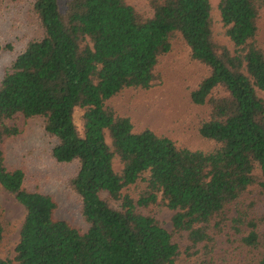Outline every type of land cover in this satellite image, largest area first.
Wrapping results in <instances>:
<instances>
[{
	"label": "trees",
	"instance_id": "trees-1",
	"mask_svg": "<svg viewBox=\"0 0 264 264\" xmlns=\"http://www.w3.org/2000/svg\"><path fill=\"white\" fill-rule=\"evenodd\" d=\"M0 1H27L41 30L0 80V186L25 210L16 262L264 264V0H218L233 51L214 39L209 0H146L150 15L128 0ZM177 37L206 70L190 101L208 110L198 135L209 150L135 132L110 106L127 90L150 88ZM18 117L40 121L53 160L75 166L69 185L85 231L57 218L56 200L7 165L4 144L20 133L10 125ZM162 208L175 212L170 231L156 219ZM224 233L237 244L229 262L215 254ZM3 234L0 218V244Z\"/></svg>",
	"mask_w": 264,
	"mask_h": 264
},
{
	"label": "rangeland",
	"instance_id": "rangeland-1",
	"mask_svg": "<svg viewBox=\"0 0 264 264\" xmlns=\"http://www.w3.org/2000/svg\"><path fill=\"white\" fill-rule=\"evenodd\" d=\"M140 13L150 15L146 0H128ZM213 23L214 39L233 51V45L224 35L218 0H209ZM41 36L38 22L30 12L27 1H0V80L4 69L19 54L27 42ZM260 45L264 47V15L260 24ZM10 46V49H7ZM206 70L190 58L189 49L179 37L172 42L171 52L160 58L156 70V80L146 91L127 90L111 101L120 115L131 119L134 131L150 129L163 135L176 144L191 150H209L212 143L202 140L198 135V126L206 118L205 106L193 105L190 94ZM260 98L264 93L257 91ZM15 124L20 133L4 144L6 163L9 167L21 168L25 172V186L32 191L51 195L58 204L56 217L69 221L85 231L87 225L80 213V204L70 190L69 181L75 172L74 165L58 164L51 157L54 140L44 133L38 120L24 121L18 117ZM108 146L110 140L105 139ZM113 169L119 172L122 165L113 160ZM174 211L162 208L156 213V219L163 228L170 231ZM24 208L0 186V218L4 234L0 244V259L15 261V246L19 239L21 224L24 220ZM235 238L224 233L217 238L215 254L218 260L229 262L236 257ZM178 264H187L181 260Z\"/></svg>",
	"mask_w": 264,
	"mask_h": 264
}]
</instances>
